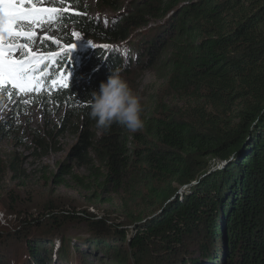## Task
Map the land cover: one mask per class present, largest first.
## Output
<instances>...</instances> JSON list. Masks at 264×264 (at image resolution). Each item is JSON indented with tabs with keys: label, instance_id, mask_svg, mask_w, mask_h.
<instances>
[{
	"label": "trees",
	"instance_id": "trees-1",
	"mask_svg": "<svg viewBox=\"0 0 264 264\" xmlns=\"http://www.w3.org/2000/svg\"><path fill=\"white\" fill-rule=\"evenodd\" d=\"M52 2L68 9L57 16L60 27L84 38L126 42L130 30L152 18L142 34L135 33L143 65L164 79L179 103L143 117L145 126L136 133L119 124L106 132L97 129L89 118L90 95L111 70L121 68V57L103 48L64 51L46 62L41 66L46 87L40 92L0 91V107L8 98L47 102L63 110L62 126L74 119L81 123L78 157L97 151L104 170L98 176L101 192L136 193L138 182L146 190L148 212L131 216L127 226L116 224L107 247L91 238L81 243L84 250L103 247L102 261L109 257L114 264H264V0H133L138 8L110 28L79 15L84 0ZM35 44L46 54L60 52L53 40ZM61 76L67 87L53 86ZM94 128L100 135H90ZM8 130L2 123L0 138ZM242 142L232 161L214 170ZM31 217L25 216L11 238L26 242V259L33 264H51L49 238L72 223L98 237L110 231L104 220L86 212L60 216L50 209ZM69 240L67 233L61 237L58 261L69 251L78 253L81 245L70 247ZM44 244L50 249L42 251Z\"/></svg>",
	"mask_w": 264,
	"mask_h": 264
},
{
	"label": "rangeland",
	"instance_id": "rangeland-1",
	"mask_svg": "<svg viewBox=\"0 0 264 264\" xmlns=\"http://www.w3.org/2000/svg\"><path fill=\"white\" fill-rule=\"evenodd\" d=\"M107 1L110 3L105 0H84V9L79 11V15L110 28L115 22L131 16L135 7L138 8V2H132L133 0ZM37 3L38 6L60 9L57 16L64 12V8L53 4L52 0H37ZM56 19L57 17L35 28V40L47 36L48 40L58 41L56 44L59 54H63L69 45H73V51L88 52L103 48L107 49L111 55L118 54L121 57L119 71L133 91L141 97L142 118L151 112L163 109L162 106L179 108L176 98L166 88L164 79L143 65L145 58H142L140 41L135 33L142 34L145 31L144 25L150 26L153 23L152 18H144L140 28L130 30L132 35L126 42H116L109 36L84 38L67 27H60ZM73 33L78 34V37ZM134 40H138V47H133L136 43ZM34 41L31 44L33 51L49 55L44 50H40L36 44L34 45ZM18 42L27 43L22 38ZM104 45L108 47L105 48ZM124 45H128L131 49L127 47L124 50L122 48ZM21 51L14 52L13 57L21 58ZM123 53L126 57L121 55ZM136 58L138 60L133 63V59L136 60ZM19 95L25 96L28 93ZM63 113L59 107H50L47 102L46 104L32 100L17 102L12 98H8L0 107V126L2 123L9 124L5 137L0 138V240L3 236V241H0V259L2 264H33L26 259V242L14 241L11 237L21 228L25 216L35 218L37 214H44L50 209L60 216L62 212L90 213L104 220L105 228L110 229L109 234L98 237L94 234H86L85 225L72 223L66 232L51 235L53 237L49 238L53 241L51 264H114L108 260L109 257L102 261L105 259L104 253L101 252L103 247L96 250L94 246V251H89L84 250L81 243L91 238L94 240L98 238L100 243L104 242V247H107L111 244L109 239L116 234L114 229L116 224L121 227L127 226L131 216L149 211L145 197L147 192L139 188L141 186L139 182L134 184L138 187L136 193L128 194L130 192L128 189L125 191L108 189L101 192L102 181L98 179V176L104 170L97 157V151L92 148L83 154L84 158L78 157L81 150L79 143L82 125L74 119L70 124L62 126ZM90 135L98 136L100 131L94 128ZM133 180L131 177L126 180L131 182V187H133ZM141 190L142 193L139 194ZM65 233L70 239L67 241L70 247L73 244L81 246L77 249L78 253L69 251L68 256L58 261L55 253ZM48 249H50L49 245L44 244L42 251ZM86 252L93 254L87 255ZM116 261L119 260L116 259Z\"/></svg>",
	"mask_w": 264,
	"mask_h": 264
},
{
	"label": "snow or ice",
	"instance_id": "snow-or-ice-1",
	"mask_svg": "<svg viewBox=\"0 0 264 264\" xmlns=\"http://www.w3.org/2000/svg\"><path fill=\"white\" fill-rule=\"evenodd\" d=\"M60 11L55 7L38 6L37 0H0V91L11 89L12 92L26 94L40 92L46 87L41 66L60 54L35 52L31 44L36 39L34 29L51 22ZM63 11L67 12L68 9ZM73 35L78 37L76 33ZM21 38L27 43H19ZM41 39L47 41L49 37ZM53 43L58 41L53 40ZM72 47L69 45L66 49L69 54ZM17 50H22L21 58L13 57ZM56 62L60 63L58 59ZM66 80V76H61L59 80H53L52 85L67 87L64 83Z\"/></svg>",
	"mask_w": 264,
	"mask_h": 264
},
{
	"label": "clouds",
	"instance_id": "clouds-1",
	"mask_svg": "<svg viewBox=\"0 0 264 264\" xmlns=\"http://www.w3.org/2000/svg\"><path fill=\"white\" fill-rule=\"evenodd\" d=\"M88 103L89 118L95 121L97 129L106 132L113 124H119L130 133H136L145 126L141 97L119 70H111L98 90L91 93Z\"/></svg>",
	"mask_w": 264,
	"mask_h": 264
},
{
	"label": "water",
	"instance_id": "water-1",
	"mask_svg": "<svg viewBox=\"0 0 264 264\" xmlns=\"http://www.w3.org/2000/svg\"><path fill=\"white\" fill-rule=\"evenodd\" d=\"M244 146V142H242L240 145H239V148L238 150H234V152L230 155V157L225 160V161H221L219 163L216 162V165H215V169L214 170H220L224 167H226L231 161L232 159L234 158V156L239 152V150Z\"/></svg>",
	"mask_w": 264,
	"mask_h": 264
}]
</instances>
